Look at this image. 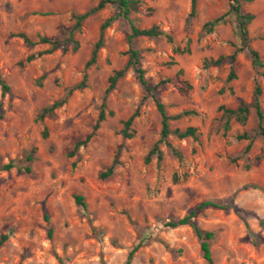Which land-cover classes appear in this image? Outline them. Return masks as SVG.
<instances>
[{
  "label": "rangeland",
  "instance_id": "rangeland-1",
  "mask_svg": "<svg viewBox=\"0 0 264 264\" xmlns=\"http://www.w3.org/2000/svg\"><path fill=\"white\" fill-rule=\"evenodd\" d=\"M98 1L0 0V76L9 85L3 96L0 89V237L7 236L0 264H123L136 245L129 264H264V159H257L263 140L255 132L253 109L245 124L230 119L228 130L218 109L235 107L238 98L250 102L258 82L264 111V67L253 68L246 50L232 65H204L241 45L232 13L210 32L203 27L225 14L229 1L196 0L195 14L188 17L191 0H136L129 14L133 24L157 25L172 40L160 35L129 41L130 23L118 17L105 29L104 44L89 67L100 25L117 12L115 4L82 21L75 52L42 53L48 44L30 45L18 36L25 33L32 41L63 36L73 14ZM238 1L242 13L254 15L247 26L249 47L264 60V0ZM130 47L138 51L144 77L157 86L153 95L168 114L196 111L171 119L170 129L194 126L198 139L171 133L159 143V164L155 154L145 161L160 136L161 116L129 67L106 95V118L72 153L92 130L108 77L123 67ZM29 54L35 57L26 61ZM230 66L235 78L227 80ZM184 82L191 86L185 94ZM64 97L51 115L38 118L43 107ZM136 109L129 130L134 135L125 138L122 122ZM243 132L252 138L248 151V140L237 138ZM114 158L113 174L101 178ZM9 161L14 166L1 169ZM74 194L84 197L85 208ZM203 200L225 207L208 206L194 217L197 226L214 233L211 262L203 258L191 226L166 225Z\"/></svg>",
  "mask_w": 264,
  "mask_h": 264
},
{
  "label": "trees",
  "instance_id": "trees-1",
  "mask_svg": "<svg viewBox=\"0 0 264 264\" xmlns=\"http://www.w3.org/2000/svg\"><path fill=\"white\" fill-rule=\"evenodd\" d=\"M229 1V9L225 14H222L218 17H215L209 21H206L203 24V27L206 31L210 32L212 28L223 22L224 16L226 14L232 13L235 18V23L237 27V33L240 38L241 45L237 48H235L230 54L228 55H219L216 58H211L208 61L204 63L206 67L208 66H218L222 63L229 61L230 65L234 62L237 53L241 51L246 50V54L251 62V65L255 69H259L264 67V60L261 59L259 53L257 50L249 47V36H248V30L247 26L250 23V21L254 18V15L250 12L242 13L240 9V4L238 0H228ZM115 4L117 7V12L113 15L108 16L104 19V21L100 25L99 29V35L97 40L94 43V47L91 52L90 58L87 60L85 67H89L91 64H93L96 60L97 52L98 50L103 46L104 44V31L107 27L111 25V23L116 20L118 17H123L125 19H128L130 23L131 32L128 36V39L130 41L131 38L136 36H148V37H157L160 35H165L170 41L172 40V36L168 33H165L163 30L159 29L157 25H151L148 28H139L129 18V14L132 10L135 9L137 1L136 0H99L96 5L92 6L88 10L84 11L83 13H77L73 14L74 23L72 26L68 29H62L63 36H52L48 37L45 35L38 36V39L36 41H32L28 38V36L25 33H19L18 36L22 37L24 42L27 44H35V43H44L48 44L47 50L42 53H50L56 49H60L62 52H65L67 50H71L75 52L79 47L78 40L74 37L75 33L80 30L82 21L87 18L88 16L96 13L100 9L104 8L107 4ZM195 8H196V0H191L190 4V11L188 14V17H192L195 14ZM178 51V50H177ZM41 54V53H39ZM35 57L34 54H29L26 57V61H31ZM132 67L134 71L137 73L138 80L140 84L143 86L144 90L146 91L147 95H151L154 98V102L156 105V108L161 116V129H160V136L158 140L152 145L150 150L148 151L145 161H150V156L155 154L157 158V163L161 161L162 153L159 149V143L166 142L167 137L169 134L173 133L178 138H186L191 137L193 139H198L199 132L197 131V128L194 126H186L183 129L180 128H174L173 130L170 129L169 121L171 119H176L181 116H187V115H194L196 114V111L193 109H186L182 110L181 112L170 115L166 112L164 104L153 95V92L157 89V86H150L147 82V80L144 77V69L139 65V54L138 51L132 47L128 49V59L123 65V67L119 69H115L111 75L108 77V86L106 87L104 91V96L102 99V103L100 105V110L97 116V119L95 123L92 126V130L86 134L83 140L78 141L75 143L72 153L75 152L79 146L85 145L89 139L95 134V131L99 128L100 122H102L105 118V98L109 91H111L117 82V80L123 76L124 72L129 68ZM259 71V70H258ZM260 75L264 76V72L260 73ZM235 78V72L230 66V70L227 76V80ZM163 83V82H160ZM185 86H180V92L185 94L188 89L191 87L189 83L184 82ZM83 85V81L80 82L77 86H72L68 89V94L75 88H80ZM0 89H1V95L3 96L6 92L9 91V85L3 80V78L0 76ZM262 93V87L258 82H255L253 87V93L252 98L250 102H246L245 100L238 98V103L235 107H225L224 105H220L218 109L221 111V117L225 118L223 122V129L228 130L230 125L229 121L230 119H234L239 124H245L249 114L250 110L253 109L254 115L256 117V129L255 132L257 135L261 137L263 140V146L261 149V154L257 156V159H264V111L261 107L260 103V95ZM66 97L61 98L59 100H56L52 102L49 106H45L41 109L40 113L38 114L39 119H43L46 116H49L53 113L54 109L61 106L63 103H65ZM109 115L112 114L111 111L108 112ZM138 115V110L136 109L127 119H125L123 123V128L121 129L120 133L125 138H131L134 135L133 131L130 130V126L133 122V119ZM43 136H46V132H43ZM238 139H247L248 142L245 146V151H248L250 149L252 138L249 137V135L245 132L242 134L237 135ZM172 152L180 157V153L177 149L174 147L171 148ZM26 160L30 161L32 160L31 153L26 156ZM234 161V159H232ZM117 164L116 158H114L112 164L107 167V169L100 173L101 178L109 177L113 174L115 165ZM14 166L12 161L7 162L6 164H3L1 166V169L7 170ZM248 167V166H246ZM26 171H29V167L25 168ZM74 200L75 202L80 205L81 207L85 208L86 203L84 201V197L80 194H74ZM213 206V207H219V208H225L222 205L218 204L215 201L212 200H203L202 202L198 203L196 206H194L187 214H185L183 217L177 219V220H170L166 223L169 227H176L180 225H189L193 228L196 236L198 237L200 241V249L202 252L203 258L211 262V253H210V240L213 238L214 233L212 231L203 230L199 226H197L194 222V217L197 213L203 211L206 207ZM47 219V217H46ZM48 233L51 234V227L48 228ZM6 235L3 234L0 237V246L3 243V241L6 239ZM137 245L134 246L127 254L126 260L123 262V264H129L132 258V255L134 251L137 249Z\"/></svg>",
  "mask_w": 264,
  "mask_h": 264
}]
</instances>
